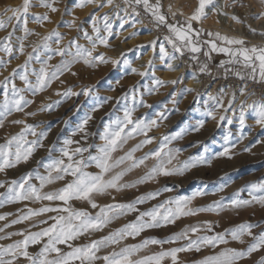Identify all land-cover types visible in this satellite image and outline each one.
Instances as JSON below:
<instances>
[{
    "label": "rangeland",
    "instance_id": "rangeland-1",
    "mask_svg": "<svg viewBox=\"0 0 264 264\" xmlns=\"http://www.w3.org/2000/svg\"><path fill=\"white\" fill-rule=\"evenodd\" d=\"M103 2L105 3L104 7L86 5L83 8H76L74 7V0H59L56 4L59 11L54 13L49 12L51 22L46 21L43 26H40L30 20L29 28L42 36L51 29L56 28L61 19L69 21L73 17H76V23L82 30L78 31L77 28H68L60 25L59 31L64 34L63 43H67L71 38H76L80 44L91 48L92 45L89 41L83 38V30H86L89 35L95 36V33L92 31L91 17L96 16L98 17L97 27L100 28L101 34L107 35L104 31L103 20V16L107 15L109 17V23L112 25V35L108 37L107 46L97 42L93 55L103 54L108 59V62H95L94 65H88L83 61H77L71 65L69 71L64 72L58 80L53 81L43 91L36 92L35 95L27 90L23 92L26 99L33 102L28 104L22 112H12L11 115L5 118L3 126H0V143H4L6 139L18 134L25 127V124L34 125L37 133L43 131L47 135L42 140V147H37L27 161H21L14 167L0 172V183L4 184L3 187H0V193H6L7 182L19 179L34 169L38 170L41 174H45L46 170L42 167V164L50 162V157L56 159L61 156L60 149L64 146L66 139L79 141L81 147L103 143L99 135L103 132L105 124L111 120H115L117 117H122L126 107H134L133 119L157 121V126L152 127L147 133L149 137H154L155 139L152 140V143L144 145L135 152L134 155L136 157H141L150 150L159 147L162 137L177 136L178 138L171 140L168 144L169 148L180 149L177 160L173 161L174 164L187 161L189 158L199 157H203L204 162L189 167L183 174L161 175L154 180L146 181L132 188H125L119 192L112 190L110 194L96 196L94 198L97 204L128 203L134 201L138 196L156 191H159L160 194L155 199H150L143 204L137 205L140 211H145L169 198L193 197L198 191L204 194L195 196L188 207L193 209L207 208L214 201L223 200V203L227 205L234 198L250 199L247 186L255 182H264V128H261L256 123L251 110L246 112L245 123L242 128L239 121V112L232 111L229 108L228 102L231 97L225 96L224 92L214 90L210 94L219 97L223 102V107L217 106L216 101L208 99V89L211 87L208 83L212 82L211 84L213 85L217 79L221 78H231L240 82L244 80L248 82L251 79H241L240 76L231 73L226 74L225 71L221 75L218 72V67H222L221 61H226L228 57L224 53L210 52L205 58L210 61L212 67L208 72L203 73L191 63L186 54L181 56L184 58L187 67H192L198 75L204 77L203 84L199 89L195 90L180 81L175 84L170 83L172 80L165 78L163 75L166 71L168 72L170 70L167 67V63L170 61L167 58L161 60L160 52L157 56L160 62L153 63V60L150 59L151 56L147 60L138 59L139 54L137 52L140 48L134 50L129 49L131 48L128 43L129 39H126L128 34L122 35V33H127L126 31L130 28L127 26L128 20L126 19V22L123 24L124 27H121L120 19L122 17L120 12L121 6L127 8L124 0H114V5H107L106 0H103ZM150 2L156 3V0H150ZM254 2L258 7L261 4L260 10L263 9L262 11H264V3H262V0H254ZM21 3L22 0H0V12L5 8L15 7ZM159 3L161 12L166 15L169 23L175 21L183 23L184 17L191 15L198 0L195 5L185 3L176 6L175 13L177 15L175 18L171 15L172 10H169L170 6L168 3L164 0H159ZM65 6L70 10V14H65ZM238 6L245 10L248 4L243 2L238 4ZM127 9L132 13L131 8ZM45 11L46 9L38 6L30 9V13L42 14ZM137 11L139 15L137 16L132 13L131 19L138 23H144L147 29L154 30L157 36L161 40H164V37L168 34L167 28L163 26L157 27L151 15L146 13L142 7L137 8ZM117 12H119V15L116 14ZM192 27L193 29L203 31L201 39L205 41L210 38L207 35L208 32L215 33L210 29L203 28L196 21L193 22ZM8 30H0V38L5 37ZM21 35L23 33L17 31L16 36ZM40 36L35 34L28 36L24 41V53H17L11 58V62L6 67H0V80L9 76L17 65L24 63L27 58V53L32 50V45L40 39ZM115 40L125 43L126 50L122 51L125 53L121 52L119 54L115 51ZM12 42L14 46L18 45L15 37H13ZM217 43L220 44L222 42L217 41ZM252 45L261 44L246 42V46L250 47ZM52 46L56 47L54 43ZM202 50H205V52L209 51L207 47H202ZM49 55H51V60L48 62L49 65L60 63L62 57L54 53H49ZM0 57H3L5 60L9 59L2 52H0ZM112 61H117V63L114 64ZM149 62H151V65ZM39 68L40 63L35 60L31 61L28 66L29 80L33 83H35L33 70L38 71ZM132 69H136L137 71L134 72ZM214 70L215 72H213ZM140 72H146V75L141 76ZM19 74H22V72ZM19 74L15 77L14 83L17 88H25L24 82L19 79ZM241 75L247 77L246 72H242ZM155 79L168 81V83L156 87L154 84ZM253 82L261 83L259 80ZM85 88L89 89L88 95L83 94L82 90ZM149 88L153 89L151 93L147 91ZM188 88L194 89V91H184V89ZM68 89L80 94L69 95L67 97L57 94L58 92L63 93ZM2 93L3 89L0 88V100H2ZM125 93L128 94L126 97ZM133 95L136 97L135 102L133 101ZM108 97H111V99H107ZM141 98L151 107L139 104ZM56 101H59V103H54ZM49 104L52 105L50 110L47 108L43 111L40 110L42 106ZM208 111H212L215 118L208 116ZM227 111H232L233 115L226 116L225 113ZM28 113H35V115H28ZM160 114H163L164 118H161ZM89 116L91 119L85 125L84 131H77L78 126ZM221 117H224V119H221ZM14 120L25 121V124L12 123ZM229 120L231 123H229ZM201 121L203 122V126H200ZM196 128H199V130H194ZM85 133H87V140L83 139ZM35 138L30 133L26 136L28 140ZM142 139H144L143 135L130 138L123 146V149L118 150L114 155H123ZM258 141L260 142L258 143ZM69 147L75 148L77 145L72 144ZM226 147L229 148V155H218ZM92 151L94 152L95 149H92ZM84 155L87 156L88 153ZM153 162V160L149 159L146 164L148 167H151ZM87 170L93 173L99 171L95 165H89ZM146 170L144 166L133 169L124 176L123 181H135L144 175ZM70 179L71 177H66L64 181H56L53 184L46 185L42 191H54L63 187ZM32 183L39 186V181L35 179L32 180ZM165 188L170 190L164 191L163 189ZM238 192L239 197L235 195ZM256 194L260 195L264 193ZM69 203L72 208L85 210L93 215L98 211V209H93L87 201L72 200ZM44 206L57 207L61 206V202L34 200L16 201L12 203L5 202L0 205V215L8 214L5 215V219L0 220V228L3 229L0 232V236L5 237L4 239H0V245L6 246L23 238L20 235L8 236V233L37 232L51 224L52 221L49 220V217L58 215L57 212L43 213L20 223H11L12 220L26 213L28 209H38ZM137 215V212H130L127 215L120 216L103 229L93 231L91 234L85 233L70 241L69 244L72 247H79L90 243L92 240H99L107 236L110 232L134 221ZM41 221H46L47 223H41ZM205 221L212 222V232L209 233L202 229L201 235L223 232L225 229H230L244 222L264 225V205L256 203L239 209L226 207L220 211H201L196 213V215L181 216L174 224H167L157 228H147L136 237H127L119 245H110L101 248L97 253L101 259L96 260L95 264H105L102 257L113 250L118 251L124 245L141 243L148 238L167 240L174 233L180 232L186 226L203 224ZM5 225H8V227H5ZM260 230V228H256L253 229V232L258 233ZM244 239V244L232 241L229 238L227 245H218L216 248H202L199 252L192 250L178 253V264H197L205 256L212 255L223 247L246 248L251 238L245 237ZM185 243V241H176L163 245H149L141 251L140 255L152 254L160 251L162 248L181 247ZM41 247L42 243L39 245H30L29 252L35 254ZM58 247L63 252L71 251L68 244H61ZM261 258H264V250H258L252 253L249 257L243 259L240 264H260ZM16 264H27V261L21 257ZM165 264H171L170 260H166Z\"/></svg>",
    "mask_w": 264,
    "mask_h": 264
},
{
    "label": "snow or ice",
    "instance_id": "snow-or-ice-1",
    "mask_svg": "<svg viewBox=\"0 0 264 264\" xmlns=\"http://www.w3.org/2000/svg\"><path fill=\"white\" fill-rule=\"evenodd\" d=\"M58 2L59 0H22L20 5L5 8L0 12V30L10 29L7 31L5 37L0 38V52L9 58L5 60L3 57H0V67H6L11 62V58L17 53H24V41L28 36L33 34L40 36L39 33H35L33 29L29 28L30 20L40 26H43L46 21L51 22L49 12L54 13L59 11L56 7ZM231 2L232 4H236L239 0H231ZM106 3L107 5H114V0H106ZM124 3L137 16L139 15L137 8L142 7L146 13L151 15L157 27L163 26L167 28L168 34L164 37V41L159 44L161 60H165V58L168 61L175 60L178 56H183L187 52L193 61L198 62L197 54L201 52L202 47H207L209 51L205 52V56H208L210 52H219L227 55L228 59L221 61V66L225 67L226 74L229 71L227 65H240L247 72V77L241 75L240 72H236V75L240 76L241 79L248 78L264 83V45H252L249 47L246 46L244 39L230 38L220 33L211 32L207 33L210 38L205 41L201 39L203 31L193 29V22H199L202 18H205L207 15L206 8L209 6L214 7L216 0H198L191 15L184 17L183 23L180 21L169 23L166 15L161 12L159 0H156V3H152L150 0H124ZM262 3H264V0H262ZM86 5L104 7L105 3L103 0H74V7L76 8H83ZM37 6L46 9V11L42 14L30 13V9ZM127 8H125L126 14L131 15L132 13L127 12ZM169 10L171 11V9ZM64 12L65 14H70V10L66 6ZM116 14L119 15V12ZM171 15L175 18L177 13L172 12ZM261 17H264V11H261L258 16H254L256 19ZM91 19L92 31L95 33V36L89 35L86 30H83V38L89 41L92 45L91 48L80 44L76 38H71L67 43H63L64 34L59 31L60 25L68 28H77L78 31L82 29L77 25L76 17H73L69 21L61 19L56 28L40 36V39L32 45V50L27 53L24 63L17 65L9 76L0 80V88L3 89L2 100H0V126H3L5 118L11 115L12 112H22L28 104L33 102L26 99L23 95L25 90L32 92L33 95L36 92L43 91L53 81L58 80L64 72L69 71L71 65L77 61H83L88 65H94L95 62H108V59L103 54L93 55V53L97 42L105 46L108 45V37L112 35V25L109 23V17L107 15L103 16L104 31L107 35H102L100 28L97 27L98 17L92 16ZM120 19L121 27H123L126 21L123 17ZM233 19L239 22L238 17L233 16ZM135 23L136 21H133V27ZM17 31L22 32L23 35L16 36ZM251 31L254 33L256 30L251 29ZM261 35H264V33H261ZM13 37L18 42L17 46H14L12 42ZM217 41L222 43L218 44ZM53 43L56 47L52 46ZM150 43L155 48L157 42L153 40ZM166 44L171 46V52L165 47ZM49 53L62 57L60 63L49 65L48 62L51 60ZM33 60L40 63L39 70H33L35 83L29 80L28 75V66ZM112 62L114 64L117 63V61ZM149 64L151 65V62ZM167 67L170 70L174 68L170 62L167 63ZM206 70L207 65H201L199 68L201 73ZM132 71L135 72L137 70L132 69ZM20 72L22 74H19ZM18 74L19 79L24 82L25 88H17L14 83L15 77ZM140 75L144 76L146 72H140ZM164 83H168V81L154 80L156 87ZM170 83L175 84L177 81L172 80ZM82 91L84 95L89 94V89L87 88ZM147 91L151 93L153 89L149 88ZM184 91H194V89L188 88L184 89ZM57 94L67 97L69 95H79L80 93H74L71 89H68L63 93L58 92ZM127 95L125 93V97ZM241 95H246L244 89H241ZM107 99H111V97ZM208 99L216 101L217 106L223 107V102L219 97L209 94ZM235 99V94H233L228 102L230 106L234 103ZM135 100L136 97L133 95V101L135 102ZM54 103L58 104L59 101ZM139 104L151 107L142 98ZM45 108L50 110L52 105H44L40 110L43 111ZM134 110V107H126L122 117H117L115 120H111L105 124L103 132L99 135L103 143L81 147L79 141L66 139L64 146L60 149L61 156L56 159L50 157V162L42 164V167L46 170L45 174H41L38 170L34 169L19 179L7 182L6 193H0V205L5 202L47 200L59 201L61 202V206H44L38 209H28L26 213L12 220L11 223L16 224L43 213H58L56 216H50L49 220L52 223L40 231L8 233V236L20 235L23 238L6 246L0 245V264H16L21 257L27 261V264H77V262L78 264H95L96 260L101 259L97 255L101 248L119 245L127 237H136L147 228L174 224L181 216L196 215V213L201 211H220L226 207L239 209L256 203L264 205V194H256L264 193V182H255L247 186L250 199L234 198L227 205L223 203V200L214 201L207 208L193 209L188 207L195 196L204 194L199 191L193 197L169 198L145 211H140L137 205L143 204L147 200L155 199L160 194L159 191L143 194L128 203L97 204L94 198L96 196L110 194L112 190L119 192L125 188H132L146 181L154 180L161 175L183 174L189 167L204 162V158L199 157L189 158L187 161L174 164L173 161L177 160L180 149L169 148L168 144L171 140L178 138L177 136L162 137L159 147L150 150L141 157H136L134 155L135 152L144 145L152 143V140L155 139L154 137H149L147 133L152 127L157 126V121L133 119ZM249 110H251L256 123L261 128H264V95L253 100L251 103L243 100L240 102L239 121L242 128L245 123L246 112ZM28 115H35V113H28ZM207 115L215 118L212 111H208ZM160 117L164 118L163 114H160ZM89 119H91L90 116L78 126L77 131L83 132ZM221 119H224V117H221ZM12 123L25 124V121L14 120ZM229 123H231L230 120ZM200 126H203L202 121L200 122ZM194 130H199V128ZM29 133L36 138L32 140L26 139ZM46 135L47 133L43 131L37 133L34 125L25 124V127L18 134L6 139L4 143H0V172L14 167L21 161H27L37 147H42V140ZM137 135H143L144 139L123 155H114L118 150L123 149V146L130 138ZM83 139L87 140V133L84 134ZM72 144H76L77 147L70 148L69 146ZM92 149H95V151L93 152ZM85 153H88V155L85 156ZM218 155H229V148L226 147ZM149 159L154 161L151 167H148L146 164ZM89 165H95L99 171L95 173L88 171ZM141 166L147 169L144 175L132 182L123 181L127 173ZM66 177H71V179L63 187L54 191H42L46 185L53 184L56 181H64ZM33 179L39 181V186L32 183ZM3 186L4 184L0 183V187ZM163 190L169 191L170 189L165 188ZM235 195L239 197V192ZM72 200L87 201L93 209H98V211L93 215L85 210L74 209L69 203ZM130 212L138 213L136 219L110 232L107 236L99 240H92L90 243L79 247H72L69 244L70 241L85 233L91 234L93 231L103 229L113 220ZM5 215H0V220L5 219ZM41 223L47 222L41 221ZM5 227H8V225H5ZM256 228H260L261 230L258 233H254L253 229ZM202 229L211 233L212 222L205 221L203 224L186 226L180 232L174 233L167 240L148 238L141 243L124 245L118 251L113 250L103 256L102 259L105 264H165L166 260H170L171 264H178V253L192 250L199 252L202 248H216L218 245H227L229 238L232 241L244 244L245 237L251 238L246 248L223 247L216 253L205 256L197 264H240L243 259L249 257L252 253L264 250V225L244 222L230 229H225L223 232L204 235L200 234ZM2 231L3 229L0 228V232ZM4 238L0 236V239ZM176 241H185L186 243L181 247L162 248L160 251L152 254L140 255L141 251L149 245H163ZM41 243L42 247L37 253L33 254L29 252L30 245H39ZM61 244H68L71 251L63 252L58 247ZM260 264H264V258H261Z\"/></svg>",
    "mask_w": 264,
    "mask_h": 264
},
{
    "label": "bare ground",
    "instance_id": "bare-ground-1",
    "mask_svg": "<svg viewBox=\"0 0 264 264\" xmlns=\"http://www.w3.org/2000/svg\"><path fill=\"white\" fill-rule=\"evenodd\" d=\"M164 1L169 4L172 12L176 11V6H178L179 4L187 3V4L195 5L197 2V0H164ZM243 2L248 4V7L245 10L238 6V4ZM259 6L260 7L255 5L254 0H239V2L236 4H232L231 0H216V4L214 7L209 6L208 8H206L207 15L205 18H202V20L199 21V24L205 29H210L215 33H220L221 35H226L230 38L244 39L246 42H249L251 44L264 45V35H261V33H264V17H261L259 19L254 18V16H258L259 13L263 10V9L260 10L261 4H259ZM125 8H126L125 6H121L120 12L124 20L126 19L128 20L127 26L130 27L131 29L128 28V30L126 31L127 33H122V35L128 34L127 38L126 37L125 38L129 39L128 43L131 47L129 49L134 50L140 48V50H138L137 52L139 54L138 59L141 58L142 60H147L151 56L150 59L153 60V63L157 61L160 62V59H157V56L159 55V44L164 40H161V38L157 36L154 30L147 29L144 23L142 24L136 22L135 26L133 27L134 20L131 19V15L126 14ZM127 12L130 13L128 9ZM233 16L238 17L239 22L237 20H234ZM251 29H255L256 31L253 33ZM153 40L157 42L155 48H153V46L150 43ZM124 44L125 43L115 40L114 41V45L116 46L115 51L119 54L122 51H125L126 49ZM166 47L169 52L172 51L170 45L166 44ZM170 63L173 64L174 68L173 70H169L168 72L166 71L163 74L165 78H168L169 80H176L177 82L179 81L183 82L186 86L192 87L195 90L199 89V87L202 86L204 77L198 75L197 72L194 69H192V67H187V65H185L183 57L178 56L177 59L171 60ZM211 83L212 82L208 83V85L211 86L208 89L209 90L208 94L216 90V84L212 85ZM223 88L227 89L226 87ZM237 96H238L237 100H235L231 106L229 105V108L232 111L235 110L239 112L240 102L243 100L250 103V99L247 98L248 97L247 94L241 95L240 93L237 94ZM232 111H227L225 113L226 116L233 115Z\"/></svg>",
    "mask_w": 264,
    "mask_h": 264
},
{
    "label": "built area",
    "instance_id": "built-area-1",
    "mask_svg": "<svg viewBox=\"0 0 264 264\" xmlns=\"http://www.w3.org/2000/svg\"><path fill=\"white\" fill-rule=\"evenodd\" d=\"M215 84L216 90L224 92L225 96L227 95L232 98L233 94H235V100L238 98L237 94L241 93V89L245 90L248 95L247 98L250 99V103L264 95V83H256L252 80L248 82L246 80L240 82L231 78H221L217 79ZM223 87H226L227 89ZM253 93H255V95H253Z\"/></svg>",
    "mask_w": 264,
    "mask_h": 264
},
{
    "label": "crops",
    "instance_id": "crops-1",
    "mask_svg": "<svg viewBox=\"0 0 264 264\" xmlns=\"http://www.w3.org/2000/svg\"><path fill=\"white\" fill-rule=\"evenodd\" d=\"M203 52L205 53V50H202L201 49V52L199 54H197L198 55V62L197 61H193L191 59V56H190L189 53L186 52L185 54L188 56V58L190 59L191 63L198 70H199V68H200L201 65H207V70L205 72H208L210 70V68L212 67V65H211L210 61L207 58H205V55H204ZM227 67L229 68L228 73H231V74H234V75H236V72H240V73L246 72V70L242 69V67L240 65H227ZM218 68H219L218 69V72L221 75H223V73L225 71V67H218ZM213 72H215V70ZM236 76H238V75H236Z\"/></svg>",
    "mask_w": 264,
    "mask_h": 264
}]
</instances>
